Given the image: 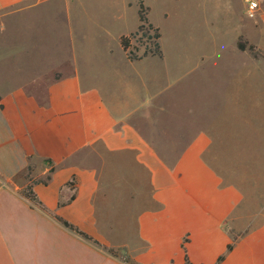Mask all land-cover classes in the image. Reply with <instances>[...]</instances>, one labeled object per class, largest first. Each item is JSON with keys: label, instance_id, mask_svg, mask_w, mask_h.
<instances>
[{"label": "crops", "instance_id": "obj_1", "mask_svg": "<svg viewBox=\"0 0 264 264\" xmlns=\"http://www.w3.org/2000/svg\"><path fill=\"white\" fill-rule=\"evenodd\" d=\"M42 1L0 0V264H264V188L227 183L207 164L204 130L176 160L163 157L146 119L161 108L158 93L84 87L74 51L12 72L18 53L33 51L15 45V32ZM221 1L239 5V37L264 55V0L253 19L249 0ZM29 183L40 204L21 194Z\"/></svg>", "mask_w": 264, "mask_h": 264}, {"label": "rangeland", "instance_id": "obj_2", "mask_svg": "<svg viewBox=\"0 0 264 264\" xmlns=\"http://www.w3.org/2000/svg\"><path fill=\"white\" fill-rule=\"evenodd\" d=\"M138 1L43 0L21 18L15 45L30 44L33 51L30 57L18 53L12 72L28 75L30 58L47 63L74 51L84 87L92 81L104 94H126L131 83L144 97L158 93L161 108L146 119H155L163 157L176 160L181 145L204 130L213 141L203 156L207 164L227 183L264 188V55L259 52L255 64L248 50L237 47V40L245 42L236 25L239 5L230 12L221 0H144L149 21L160 29L163 56L130 61L120 38L139 25ZM151 35L133 38L135 53L154 43ZM4 44L9 46L8 38ZM139 126L152 137L147 123L140 120ZM117 230L111 238L120 242Z\"/></svg>", "mask_w": 264, "mask_h": 264}, {"label": "trees", "instance_id": "obj_3", "mask_svg": "<svg viewBox=\"0 0 264 264\" xmlns=\"http://www.w3.org/2000/svg\"><path fill=\"white\" fill-rule=\"evenodd\" d=\"M138 6V19H139V25L136 29V31L130 33L129 35H123L120 38V46L122 50L127 54V58L130 61H135V60H142L146 57H162L163 52L161 49V45L158 42V40L161 38V33L158 27H155L148 19V11L149 8L145 6L144 0H139L137 3ZM150 32H153V35L148 37L149 39H154V43L152 45H147L142 52V54L138 55L134 51H138V48H136L132 40L133 38L138 35L139 33H143L145 36L148 35ZM238 49L241 51L248 50L255 58L260 56L259 51L256 50L254 45H248V43L238 41L237 43ZM54 171V168L50 169V173ZM51 179V175L49 174L45 180H37L33 181V183L41 182L43 184H47V182ZM21 194L30 200L34 204H40L39 201L37 200L36 195L34 194L32 190V183L27 184L23 189L21 190ZM57 220L63 224L66 228L74 231L75 233L81 235L83 238L93 241L94 243L98 244L101 246L99 242L94 240L92 237L88 236L87 234L81 232L79 229L75 228L73 225L69 224L67 221L56 217ZM231 248L228 247V250ZM108 251L115 257H117V253L113 249H108ZM224 260V256H221L218 260V263ZM185 264H191L189 260L187 259Z\"/></svg>", "mask_w": 264, "mask_h": 264}, {"label": "built area", "instance_id": "obj_4", "mask_svg": "<svg viewBox=\"0 0 264 264\" xmlns=\"http://www.w3.org/2000/svg\"><path fill=\"white\" fill-rule=\"evenodd\" d=\"M258 3L254 0H249L246 8V15L249 18H255L257 14Z\"/></svg>", "mask_w": 264, "mask_h": 264}]
</instances>
